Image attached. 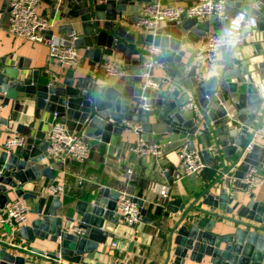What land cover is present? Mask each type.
<instances>
[{
	"label": "water",
	"instance_id": "obj_1",
	"mask_svg": "<svg viewBox=\"0 0 264 264\" xmlns=\"http://www.w3.org/2000/svg\"><path fill=\"white\" fill-rule=\"evenodd\" d=\"M41 1L53 7L54 14L64 13L78 21L82 36L75 41V46L84 51V58L90 61V71L97 63L110 62L118 55L125 75L114 79L100 71L95 78L88 74L77 79L67 77L62 83L50 79L43 82L41 70H31L22 63L9 65L3 59L0 63V101L3 105L12 101L19 103L20 95L32 96L36 109L57 114L69 131L83 135L86 144L89 139L110 142L114 134L123 133L126 122L140 124L143 139L147 140L151 135L154 142L164 146L166 154L187 143L194 149L196 144L189 137L210 135L214 152L225 167L223 173H233L238 184L229 190L207 194L204 203L213 210H201L204 216L184 223L188 212L182 214L172 228L170 250L174 246V255L180 259V264H264V201L258 200L254 193L248 197L238 195L240 191L246 192L242 181L250 170L264 176V143L255 142L247 150L255 132L264 127V62L259 64V69L249 65L243 71L238 68L210 76L201 73L198 67L188 70L182 63L184 52L180 51L184 39L187 42L199 40L210 32L212 23L220 30L241 9L256 17L257 28L264 33V0H227V18L223 22L217 16L202 23L184 18L181 23L167 22L156 36L150 35L149 42L162 48L167 63L175 60L178 71H188L183 79L169 69L170 84L158 90L144 88L145 52L136 46L135 33L128 32L123 26L127 5L134 4L133 0ZM136 1L171 4L182 0ZM74 3L81 7L67 11V5ZM135 21L138 19L129 18L127 24L132 25ZM62 27L68 34L76 29L73 22ZM155 80L167 82L163 78ZM171 86L194 90L205 116L203 128L197 114L182 108L185 95L172 90ZM2 124L7 125V121L3 119ZM48 147V142L39 140L12 151H0L4 168V174L0 176V219L5 215L6 205L13 201V195L23 200L36 199L34 194L23 190V185L41 176L52 178L54 169L64 168L63 163L48 156ZM211 152V149L202 152L205 161L212 159ZM233 190L237 193L231 194ZM119 197L117 191L100 188L92 202L80 200L74 211L64 207L57 196L49 207L47 198H42L33 210L38 218L20 228L21 238L29 244L40 241L51 251L60 253L66 261L78 263L85 254L94 252L108 236H112L102 228L106 220L117 222L114 214ZM134 202L146 217L144 200L134 198ZM60 208L63 211L58 215ZM193 208L192 205L190 209ZM166 209L167 216L179 211L171 204ZM224 221L226 225H222ZM12 225L19 227L15 222ZM69 225L74 226L73 230L68 229ZM6 230V224H2L0 234L7 233ZM33 252L45 254V250L38 248ZM26 254L21 248L0 244V264H25ZM48 256L53 258L54 252Z\"/></svg>",
	"mask_w": 264,
	"mask_h": 264
},
{
	"label": "crops",
	"instance_id": "obj_2",
	"mask_svg": "<svg viewBox=\"0 0 264 264\" xmlns=\"http://www.w3.org/2000/svg\"><path fill=\"white\" fill-rule=\"evenodd\" d=\"M5 2L6 0H0V8L2 10L0 13V63L5 59L9 65L18 66L22 63L30 67L31 70H41L43 82L50 79L51 81L62 83L67 77L77 79L90 74V61L84 58L82 49H78L83 58L80 67L76 69L71 67L61 69L54 63L51 65L48 46L12 36L8 31L9 14ZM133 2L134 4L127 5L123 26L128 32L135 33L136 46L142 49L144 45L153 43L149 42L151 34L137 29L136 21L132 25H128L127 20L129 18L138 19L140 11L146 3L137 2L136 0H133ZM182 2L186 3L187 0L175 3ZM73 5H67L66 10L70 11L81 7V5L76 3ZM39 12L55 20L57 25L54 28V34L58 36L68 35V32L62 26L73 22L76 25L75 31H78L80 36H82L78 21L72 20L66 14H60L59 12L54 14L53 7L42 1L39 5ZM216 31L218 29H215V24L212 23L209 33ZM170 40L169 38L168 41ZM199 40L187 42L184 39L180 46V51L184 52L182 63L187 65L188 70L192 67H197L194 55ZM118 58L119 56L115 55L110 62L121 64ZM164 58L167 61L165 54ZM262 62H264V33L257 28L248 36L244 46L235 50H222L217 64L204 66L203 69L210 76H214L225 71H235L238 68L243 71L249 65H251V68L259 69V64ZM167 64L168 67L165 70L155 71V78L167 79L163 87H167L170 84L169 69H173L176 76H180L183 79L186 78L188 71L184 73L178 71L175 60L171 64ZM262 91H264V88H262ZM19 101V103L12 101L9 105H5L1 112L0 151L3 149L7 137L13 132L26 136L25 146L39 140L42 143L46 142V134L53 122V114L36 109L35 100L32 96L20 95ZM3 119L7 121V125L2 124ZM189 138L190 141L195 142L202 155L204 150L211 149L212 159L206 161L208 166L201 176H188L175 183L172 172L178 164V150L166 154L162 160H156L153 157H139L127 151V146L136 143L139 136L130 134L125 128L122 134H114L108 143L89 139L87 145L90 151V158L86 163L82 164L74 160H67L66 163H63L56 159V161L64 164V168L54 169V177L41 176L34 182H28L23 185L22 188L25 192L36 196V199L24 200L30 209L28 225L38 218V215L33 213V210L40 199L47 198V207L51 205L55 195L51 194L48 188L53 184L64 186L63 195L57 197L62 200L64 207L67 206L71 211H74L80 200L92 202L100 188H109L119 193L127 191L134 195L135 198L144 200L143 208L147 210V215L143 218V221L137 225L130 226L122 219L117 209L114 214L117 222L106 220L102 228L103 231H108L112 236H108L106 242L100 244L97 250L85 254L80 262H67L71 264H111L113 261L123 260L133 264H180V259L178 260V257L174 255V246L170 250L171 232L176 221L181 218L182 214L187 212L184 223H189L190 220L188 221V219L192 220L199 216H204L201 210H213L212 207L204 203L208 196L207 194H214L221 189L228 190V188L236 187L238 184V180L234 178L233 173L227 174L226 177L223 176L225 167L214 152L210 135L200 138L194 137V140L192 137ZM146 141L154 142L151 135L148 136ZM258 142L264 143V141ZM225 165L226 167L229 166L228 164ZM0 168H3L1 161ZM39 169H42V166H39ZM166 169L169 172H166ZM128 170L133 172L134 179L130 178ZM164 187L167 188V197L160 195V191ZM205 192H207L206 195H203ZM252 193L255 194L258 200L264 201V186L257 188L253 192L240 191L238 195L248 197ZM12 198L14 200L20 197L13 195ZM170 204L174 210L179 209V211L177 213L171 212L170 216H167L166 208ZM192 205L194 208L190 209ZM183 206L184 209H182ZM62 211V208H60L57 212L58 215ZM226 224V221L222 223V225ZM20 228L14 227L12 224H6L7 233L1 232L0 244L18 247L28 253V255H24L27 258L25 264H34L41 259L42 254L33 252L36 248L45 250L46 255L53 252L56 254L55 251H51L50 247H46L40 241L29 244L23 240L19 232ZM73 228V225L68 226L70 230H73ZM114 243L117 244L115 247L113 246ZM12 251L16 254H22V252H17V250Z\"/></svg>",
	"mask_w": 264,
	"mask_h": 264
},
{
	"label": "built area",
	"instance_id": "obj_3",
	"mask_svg": "<svg viewBox=\"0 0 264 264\" xmlns=\"http://www.w3.org/2000/svg\"><path fill=\"white\" fill-rule=\"evenodd\" d=\"M41 0H7L9 14V33L15 38L24 39L36 43H41L49 48V61L52 65L61 69L71 67L76 69L82 65L83 58L75 41L80 37L78 31L69 33L66 36L54 34L56 22L39 12ZM227 0H187L186 3L163 4L161 2L148 3L140 11L137 29L156 36L167 22L181 23L184 18L196 19L199 23L209 20L212 16H217L222 22L227 18ZM257 29V19L248 10H239L228 25L216 31L208 33L197 43L194 60L199 71L208 73L204 66H214L217 64L222 50H235L245 45L247 38ZM145 52V81L144 88L160 89L163 83L155 80V71H163L168 67L164 58L163 50L153 43L144 45ZM103 71L107 76L118 78L125 75L118 62L97 63L90 72L93 78ZM151 71H154L151 74ZM172 90H178L185 95L182 108L185 111L194 112L200 118L199 125L204 127V113L193 90L180 89L171 86ZM5 105L0 101V127L1 112ZM149 109L148 105L145 107ZM124 128L130 134L138 135L139 139L134 144L127 146V151L139 157H153L156 160L165 158L164 146L157 142H148L142 138L143 129L137 123H124ZM27 138L25 135L13 132L5 141L3 149L12 151L16 147L25 146ZM264 141V128H259L253 141L248 145L247 150L252 148L255 142ZM46 142L49 147L47 154L50 158L58 159L63 163L67 160H74L79 163H86L90 158L88 145L85 143L83 135L75 131H69L60 121L57 114H53V122L46 134ZM208 164L203 158L201 151L191 148L190 143L178 149V164L173 169V181L179 182L188 176H201ZM166 172H169L166 169ZM4 174V168H0V176ZM131 179L135 176L128 170ZM224 177L227 174H223ZM246 185L247 192H253L257 188L264 186V176L257 174L255 170H250L242 181ZM49 192L55 196H62L64 186L53 184ZM229 190V188H228ZM167 188L160 191V195L167 197ZM237 193L236 190L230 192ZM134 195L130 192L120 193L118 201V213L128 225H137L143 221L141 208L134 202ZM4 217L0 219V225L12 224L15 222L19 227L27 226L30 220V209L21 198L14 199L7 205ZM76 231L80 232L78 229ZM117 244L114 243L115 247ZM34 264H71L68 263L60 253L54 254L51 258L44 254L41 259ZM111 264H133L129 261L116 260Z\"/></svg>",
	"mask_w": 264,
	"mask_h": 264
}]
</instances>
